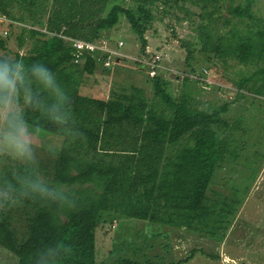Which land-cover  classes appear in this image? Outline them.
<instances>
[{"label": "trees", "instance_id": "16d2710c", "mask_svg": "<svg viewBox=\"0 0 264 264\" xmlns=\"http://www.w3.org/2000/svg\"><path fill=\"white\" fill-rule=\"evenodd\" d=\"M10 1L11 9H26L30 14L9 13ZM115 1L0 0V15L6 17V21L0 20V52L22 58L28 64L44 63L70 98L64 106L69 114L66 124L53 123L44 110L25 108L33 136L39 132L47 144L60 145L50 146L56 160L49 173L42 174L31 162L24 161L0 167V188L7 191V185L12 186L11 198L0 201V206H16L25 214L26 231L22 235L16 227L0 224V245L18 257V264H101L102 259L112 256L113 250L101 253L98 233L118 227L119 218L127 222L140 219L152 227L163 223L198 231L197 224L202 223L201 232L207 226L215 228L210 220H216L220 194L224 193L214 191L213 186H226L231 148L239 131L231 120L240 111L230 114L231 107L240 95L246 94L239 88L234 97L223 95L207 105L202 101L203 93L199 97L186 90V83H180L182 76L174 78L179 86L175 96L171 91L173 79L160 74L148 75L152 97L139 113L132 110L128 95L115 93L107 100L83 94V81L99 69L98 56L85 52L82 61L76 63V49L56 34L95 42L103 38V30H117L119 34L121 16H125L146 53V31L157 19L155 11L161 8L164 16L170 5L179 6L186 14L193 13L186 5L180 6V0H147L141 7V22ZM253 4L254 0H246L224 8L227 13L211 53L186 45L184 76H197L193 77L196 90L210 86L205 80L208 77L217 84L223 81L221 75L216 77L215 70H221L217 69V61L233 59L247 65L264 60V17L256 15ZM108 5L112 6L104 13ZM8 20H14V24L10 26ZM199 51L205 54L213 73L206 67L196 68L195 55ZM259 72L264 70L258 69L239 83L245 84ZM215 88L221 90L213 85V91ZM40 95L47 101V92L40 91ZM258 95L253 94L249 105H255L253 98ZM24 179H42L62 199L32 193L21 183ZM226 200L225 197L222 203H228ZM12 202L15 205L11 206ZM144 228L136 230L140 231L137 238L141 233L144 236ZM209 232L204 235L214 239L213 230ZM228 233L229 229L219 237L220 248ZM139 246H135L136 251ZM164 248L165 254L149 264H182L199 253L209 254L204 248L193 247L184 260L174 262L168 258L170 244L165 243ZM137 256H121L110 264H144ZM212 259L218 260L220 255Z\"/></svg>", "mask_w": 264, "mask_h": 264}, {"label": "rangeland", "instance_id": "374dc122", "mask_svg": "<svg viewBox=\"0 0 264 264\" xmlns=\"http://www.w3.org/2000/svg\"><path fill=\"white\" fill-rule=\"evenodd\" d=\"M245 2L246 0H205L204 2L195 0L194 3H190L180 0L179 5H186L193 13L186 14L179 6L167 5L169 13L164 16L160 8L154 12L157 19L153 20L151 27L146 31L148 40L146 53L142 51V43L125 16H121L119 34L117 30H103L101 36L103 38H98L94 42L104 46V49L94 51V55L98 56L99 69L95 75L83 81L81 92L107 100L115 93L128 95L132 98V110L137 113L145 109V104L152 97V84L148 75L152 77L160 74L172 78L171 91L175 96L179 93V86L174 82V78L182 76L180 83H186V90L193 95L199 94V97L203 93L202 101L207 102V105L210 101L223 98V95L234 97L240 89L246 94L245 97L240 95L239 101L233 103L231 107L230 114H238L240 111V118L238 116L231 120L237 127L239 126V131L235 145L231 148L232 159L229 158L228 162L230 170L224 183L226 186L225 188L222 187L223 184L213 186L214 191L224 193L220 194V207L217 209L216 220H210L215 228L212 229V226L204 228V232H208V235H210L209 231L213 230L216 238L212 239L185 228L174 230L163 223L152 227L148 223L139 221L140 219H131L132 222H127L119 218L118 227L98 233L97 242L101 253L104 255L106 250H113L112 256L102 259L101 264H110L112 260L125 255L135 257L136 254L141 263H154L158 260V255L165 254V243L171 246V254L168 258L174 262L184 260L187 251L193 247L204 248L209 253L208 256L199 253L190 262L182 264H264V73H257L245 84L239 83V80L248 78L258 69L264 70V60L247 65L233 59L225 63L217 61V69L221 70L220 72L215 70V73L216 77L221 75L223 81L219 83L222 85L217 84L214 78L208 77L205 80L210 86L199 91L193 87L196 80L193 77L197 76L194 75L190 77L191 79L184 76L187 74L186 45L197 46L203 52L211 53L213 43L221 31L222 20L227 13V9L224 8L231 3ZM9 3V13L18 15L24 12L27 16L30 14L26 9L21 11L11 9L12 2ZM117 3L131 10L142 22L141 7L146 5L147 0H117L115 4ZM111 6L108 5L104 13ZM253 6L256 15L264 17V0H254ZM1 19L6 21L3 15H0ZM13 21H9L10 26L14 24ZM202 51L195 55L196 68L202 70L206 67L211 73V66H208ZM147 53L150 54L148 57ZM212 69L214 70L215 67L212 66ZM213 85L220 87L221 90L215 88L216 91H213ZM253 94L259 95L253 98L255 105L251 106L249 103ZM34 138L35 160L31 161V164L38 172L49 173L56 160V153L50 149V146L59 148L60 145L54 146L55 142L47 144V140H44L39 132H35ZM17 161L19 160L0 155V167L4 164L21 162ZM225 197L228 203H222ZM13 205L15 202H12L11 206ZM0 224L16 227L20 235L26 231L25 214L16 206L6 209L0 206ZM141 227H145L144 236L141 233L137 238L136 235L140 231L136 230H140ZM227 229H229L228 238L220 248L219 237ZM216 240L219 242L218 245ZM137 244L140 245L139 251H136L137 248L135 250ZM217 254L220 255V259L213 260L212 257ZM0 264H18V257L0 245Z\"/></svg>", "mask_w": 264, "mask_h": 264}, {"label": "clouds", "instance_id": "9594fccd", "mask_svg": "<svg viewBox=\"0 0 264 264\" xmlns=\"http://www.w3.org/2000/svg\"><path fill=\"white\" fill-rule=\"evenodd\" d=\"M40 91L48 93L47 101ZM69 99L56 74L44 63L28 64L0 52V155L34 161L36 145L25 108L44 110L53 123L66 124L69 114L64 106ZM21 183L32 193L62 199L42 179H24ZM7 188H0V201L11 198L12 186Z\"/></svg>", "mask_w": 264, "mask_h": 264}, {"label": "built area", "instance_id": "2783aa9c", "mask_svg": "<svg viewBox=\"0 0 264 264\" xmlns=\"http://www.w3.org/2000/svg\"><path fill=\"white\" fill-rule=\"evenodd\" d=\"M56 35L57 36L60 35L59 37H61L62 39H65V40L70 41V43L72 44V46L76 49V51L74 53L76 63H79V62L82 61L81 60V57H82V55L85 52H91V53L94 54L95 53L94 51L96 49H104L103 44L97 45L94 42L86 41V40H82V39H77V38H73V37H70L68 35H64L62 33L56 34ZM107 64H109V62H107ZM154 68L156 69V66H154Z\"/></svg>", "mask_w": 264, "mask_h": 264}, {"label": "crops", "instance_id": "0c3cea01", "mask_svg": "<svg viewBox=\"0 0 264 264\" xmlns=\"http://www.w3.org/2000/svg\"><path fill=\"white\" fill-rule=\"evenodd\" d=\"M204 221V220H203ZM197 225H199V230L198 231H194L195 233H200V234H202V235H204V231L203 232H201V226H202V223H198ZM169 227H172L174 230H177V229H179V228H185V229H187L186 227H175V226H169ZM189 230V229H188Z\"/></svg>", "mask_w": 264, "mask_h": 264}]
</instances>
